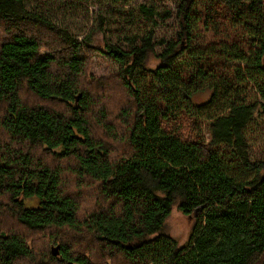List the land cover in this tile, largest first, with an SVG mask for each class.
Listing matches in <instances>:
<instances>
[{"label": "trees", "instance_id": "obj_1", "mask_svg": "<svg viewBox=\"0 0 264 264\" xmlns=\"http://www.w3.org/2000/svg\"><path fill=\"white\" fill-rule=\"evenodd\" d=\"M160 1L86 87L92 41L0 0V264H264V0ZM206 3L248 50L205 42ZM175 209L195 219L185 245L164 232Z\"/></svg>", "mask_w": 264, "mask_h": 264}, {"label": "rangeland", "instance_id": "obj_2", "mask_svg": "<svg viewBox=\"0 0 264 264\" xmlns=\"http://www.w3.org/2000/svg\"><path fill=\"white\" fill-rule=\"evenodd\" d=\"M24 2L28 9L48 14L59 26L68 28L74 40L77 39L78 42H80L88 39L97 47L96 51L90 52L91 54L89 53V59L91 56V64L87 68L88 71L83 79V86L85 85L87 87L85 82L92 83L94 80L98 79H113L119 72V67L106 58L102 51L105 46L111 44V42L125 47L126 44L120 42L118 39L121 37L125 38L127 35L129 36L132 31L134 32L140 29L144 30L146 25L144 21L139 20L137 17H130L127 14L131 11L138 10V6L147 4L151 2V0H86V2L85 0H24ZM160 2L166 9L172 10L175 8L173 0H162ZM206 6L207 3L203 6L201 22L207 20L209 27H207L208 29H205L202 26L200 27L205 42L208 43V41L214 38L226 41V36H228L229 40L241 42L244 48L248 50L250 42H248L246 37L242 38V36L236 32V30L240 29V26H235L234 28L236 30H231L229 27L231 25H222L221 22H218L219 26L215 29L217 33L211 29V19H207ZM43 8L48 9V12L43 10ZM216 9L217 8H213V11ZM53 11H55L54 14ZM219 12L220 16H223L226 13L225 10H220V7L218 15ZM209 16L215 18L214 12L209 11ZM154 29L156 30L157 38L165 35L168 30L161 25L157 26V28L154 27ZM10 31L11 30L7 27L5 22L0 21V45L8 40V33ZM28 32L30 35H35L40 32V30L31 29V32ZM124 32L126 33V36H124ZM171 33L172 32L167 33L168 36H171ZM56 51L60 50L57 49ZM252 87L255 88L253 85L247 87L245 94L246 97L253 95V91L250 89ZM21 95L25 99L27 96H31L26 89L22 91ZM208 99L209 97L207 95H201L199 101L204 102ZM172 126H175L178 130L180 129L179 123H175ZM30 203L35 205L33 202H27V205L31 206ZM6 214L7 213L3 214V221L5 223L9 222L10 228L14 227V224L15 227H17L13 218L10 217L9 221L5 218L9 217V214ZM194 222L195 219L193 217H186L175 209L172 216L167 221L164 232L175 238L180 245H185L191 236ZM44 238L47 239L46 237ZM40 244L37 245L38 249L42 247ZM123 264L127 263L124 262Z\"/></svg>", "mask_w": 264, "mask_h": 264}, {"label": "water", "instance_id": "obj_3", "mask_svg": "<svg viewBox=\"0 0 264 264\" xmlns=\"http://www.w3.org/2000/svg\"><path fill=\"white\" fill-rule=\"evenodd\" d=\"M51 251H52V254L54 256H58L60 254V247L59 246H52Z\"/></svg>", "mask_w": 264, "mask_h": 264}]
</instances>
